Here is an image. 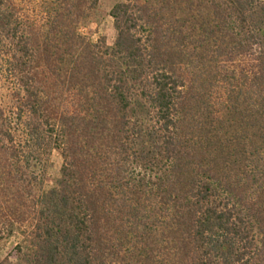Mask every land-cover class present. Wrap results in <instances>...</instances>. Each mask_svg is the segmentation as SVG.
Listing matches in <instances>:
<instances>
[{
    "label": "trees",
    "instance_id": "obj_1",
    "mask_svg": "<svg viewBox=\"0 0 264 264\" xmlns=\"http://www.w3.org/2000/svg\"><path fill=\"white\" fill-rule=\"evenodd\" d=\"M97 4L0 0V264H264V0Z\"/></svg>",
    "mask_w": 264,
    "mask_h": 264
},
{
    "label": "rangeland",
    "instance_id": "obj_2",
    "mask_svg": "<svg viewBox=\"0 0 264 264\" xmlns=\"http://www.w3.org/2000/svg\"><path fill=\"white\" fill-rule=\"evenodd\" d=\"M116 0H98L96 9L91 14L87 24L83 27L82 32L91 40L95 41L99 37H104L106 44L111 45L115 38L112 19L109 16V10ZM61 166V157L56 150L50 153L44 184L46 187L51 186L59 176ZM14 240L11 239L6 243H0V260L9 256L14 259Z\"/></svg>",
    "mask_w": 264,
    "mask_h": 264
}]
</instances>
